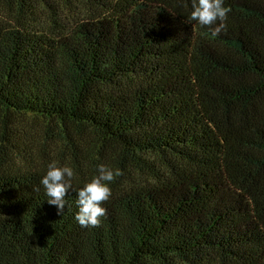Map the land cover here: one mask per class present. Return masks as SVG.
Masks as SVG:
<instances>
[{"label":"trees","instance_id":"obj_1","mask_svg":"<svg viewBox=\"0 0 264 264\" xmlns=\"http://www.w3.org/2000/svg\"><path fill=\"white\" fill-rule=\"evenodd\" d=\"M0 4V264H264V0L216 37L191 0ZM53 160L122 171L99 227L47 203Z\"/></svg>","mask_w":264,"mask_h":264},{"label":"clouds","instance_id":"obj_2","mask_svg":"<svg viewBox=\"0 0 264 264\" xmlns=\"http://www.w3.org/2000/svg\"><path fill=\"white\" fill-rule=\"evenodd\" d=\"M191 9L190 19L206 27L212 37L226 30L228 14L232 10L230 6L224 5V0H191ZM74 175L71 167L58 166L55 160L50 162L46 174L40 180L48 197L46 201L49 205H54L57 215L61 216L66 207L65 197L70 190L74 191L77 194L78 208L74 216L75 220L81 227H99L101 217L107 215L106 208L101 205L112 195L109 184L123 173L120 169L113 170L102 163L98 164L97 175L86 181L79 189L73 188L71 183ZM34 190L39 191L38 188Z\"/></svg>","mask_w":264,"mask_h":264},{"label":"rangeland","instance_id":"obj_3","mask_svg":"<svg viewBox=\"0 0 264 264\" xmlns=\"http://www.w3.org/2000/svg\"><path fill=\"white\" fill-rule=\"evenodd\" d=\"M3 7L6 8V11L4 9V15L10 19L11 10H13V8H9L6 6ZM13 14H14V10H13ZM43 126H44V122H42L40 119L38 118L34 119L31 116H26L22 119H18L16 129L18 130L17 133L25 137L26 140L33 143V145L36 146L37 148L44 150L43 140L45 139V136L43 135V130H44ZM48 147L49 146H47V149ZM59 149L63 150V146L60 145V143H57V150Z\"/></svg>","mask_w":264,"mask_h":264}]
</instances>
